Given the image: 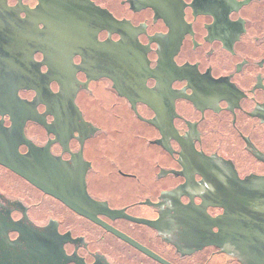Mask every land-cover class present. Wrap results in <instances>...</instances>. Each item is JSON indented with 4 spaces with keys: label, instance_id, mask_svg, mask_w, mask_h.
I'll return each instance as SVG.
<instances>
[{
    "label": "flooded vegetation",
    "instance_id": "obj_1",
    "mask_svg": "<svg viewBox=\"0 0 264 264\" xmlns=\"http://www.w3.org/2000/svg\"><path fill=\"white\" fill-rule=\"evenodd\" d=\"M0 38L32 76L0 106V264H247L264 0H0Z\"/></svg>",
    "mask_w": 264,
    "mask_h": 264
},
{
    "label": "water",
    "instance_id": "obj_2",
    "mask_svg": "<svg viewBox=\"0 0 264 264\" xmlns=\"http://www.w3.org/2000/svg\"><path fill=\"white\" fill-rule=\"evenodd\" d=\"M0 38V42H1ZM11 45L0 46V64L6 65L0 69V106H10L11 96L15 95L19 88L29 87L25 83L31 79L29 72L19 68V57ZM19 61V63L16 61ZM6 97L8 99L6 100ZM23 176L31 180L44 191L56 195L60 200L68 204L77 212L93 218L88 208L91 199L86 196L84 187L77 181H73L70 192L64 188L65 184L55 187L50 179V170L44 174L33 175L23 170ZM53 176V175H52ZM264 192V191H263ZM254 222L246 229L245 226H233L230 238L229 252L246 261L247 264H264V207L253 209ZM242 222L243 215H237ZM224 242L223 232L221 235ZM227 240V239H226Z\"/></svg>",
    "mask_w": 264,
    "mask_h": 264
}]
</instances>
